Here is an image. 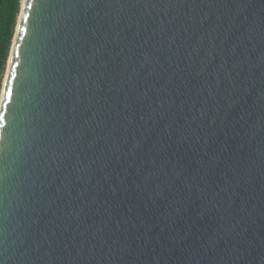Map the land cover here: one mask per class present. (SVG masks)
I'll list each match as a JSON object with an SVG mask.
<instances>
[{
  "label": "water",
  "instance_id": "95a60500",
  "mask_svg": "<svg viewBox=\"0 0 264 264\" xmlns=\"http://www.w3.org/2000/svg\"><path fill=\"white\" fill-rule=\"evenodd\" d=\"M4 91L0 264H264V0H23Z\"/></svg>",
  "mask_w": 264,
  "mask_h": 264
},
{
  "label": "trees",
  "instance_id": "16d2710c",
  "mask_svg": "<svg viewBox=\"0 0 264 264\" xmlns=\"http://www.w3.org/2000/svg\"><path fill=\"white\" fill-rule=\"evenodd\" d=\"M22 0H1L0 5V94Z\"/></svg>",
  "mask_w": 264,
  "mask_h": 264
},
{
  "label": "snow or ice",
  "instance_id": "6c2138e0",
  "mask_svg": "<svg viewBox=\"0 0 264 264\" xmlns=\"http://www.w3.org/2000/svg\"><path fill=\"white\" fill-rule=\"evenodd\" d=\"M7 94H8L7 91H4L2 94H0V99H6L7 98Z\"/></svg>",
  "mask_w": 264,
  "mask_h": 264
},
{
  "label": "rangeland",
  "instance_id": "374dc122",
  "mask_svg": "<svg viewBox=\"0 0 264 264\" xmlns=\"http://www.w3.org/2000/svg\"><path fill=\"white\" fill-rule=\"evenodd\" d=\"M23 1V0H22ZM21 5H22V2H21ZM7 67V66H6Z\"/></svg>",
  "mask_w": 264,
  "mask_h": 264
}]
</instances>
